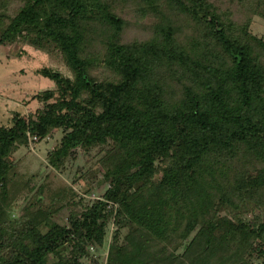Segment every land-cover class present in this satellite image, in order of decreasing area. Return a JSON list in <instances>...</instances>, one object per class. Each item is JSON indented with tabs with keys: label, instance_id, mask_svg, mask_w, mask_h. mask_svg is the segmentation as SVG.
Here are the masks:
<instances>
[{
	"label": "trees",
	"instance_id": "1",
	"mask_svg": "<svg viewBox=\"0 0 264 264\" xmlns=\"http://www.w3.org/2000/svg\"><path fill=\"white\" fill-rule=\"evenodd\" d=\"M257 17L264 0H0V44L67 69H37L55 87L0 125V264H100L91 247L103 264H264ZM55 131L48 165L81 151L96 160L76 179L105 188L86 202L43 183L14 213L12 154Z\"/></svg>",
	"mask_w": 264,
	"mask_h": 264
},
{
	"label": "rangeland",
	"instance_id": "2",
	"mask_svg": "<svg viewBox=\"0 0 264 264\" xmlns=\"http://www.w3.org/2000/svg\"><path fill=\"white\" fill-rule=\"evenodd\" d=\"M252 30L264 36V20L257 17L252 24ZM43 67H52L67 73L62 58L56 51L36 49L31 45L0 44V125H11L12 116L17 111L27 118L29 113L36 111L42 105L32 98L34 94L55 87L54 81L36 73L37 69ZM61 136V131H55L52 137L41 142L29 139L28 145L19 146L13 152L12 158L17 164L16 170L23 188L13 202L14 213L20 212L37 187L43 183L53 189L72 188L78 197H84L86 202L98 198L105 188L101 189L103 185L99 179L94 181V178H90L89 181L94 182L93 192H88L89 182L76 179L77 170L88 172L96 160L95 157L89 160V157L81 151L63 170H56L48 165L47 153L56 146ZM89 175L92 177L93 171H89ZM90 252L94 259L98 258L100 264L104 263L106 255L104 247L102 249L91 247ZM84 263L91 264L92 258L85 259Z\"/></svg>",
	"mask_w": 264,
	"mask_h": 264
},
{
	"label": "built area",
	"instance_id": "3",
	"mask_svg": "<svg viewBox=\"0 0 264 264\" xmlns=\"http://www.w3.org/2000/svg\"><path fill=\"white\" fill-rule=\"evenodd\" d=\"M33 140H37V137L34 136V137H33Z\"/></svg>",
	"mask_w": 264,
	"mask_h": 264
}]
</instances>
